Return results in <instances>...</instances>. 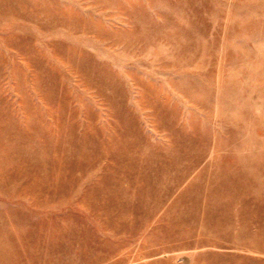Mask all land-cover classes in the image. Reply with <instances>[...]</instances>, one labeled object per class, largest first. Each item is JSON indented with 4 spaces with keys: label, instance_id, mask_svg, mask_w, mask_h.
Here are the masks:
<instances>
[{
    "label": "rangeland",
    "instance_id": "1",
    "mask_svg": "<svg viewBox=\"0 0 264 264\" xmlns=\"http://www.w3.org/2000/svg\"><path fill=\"white\" fill-rule=\"evenodd\" d=\"M0 264H264V0H0Z\"/></svg>",
    "mask_w": 264,
    "mask_h": 264
}]
</instances>
